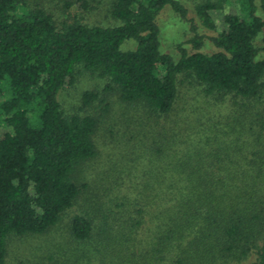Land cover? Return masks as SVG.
<instances>
[{
  "label": "trees",
  "instance_id": "trees-1",
  "mask_svg": "<svg viewBox=\"0 0 264 264\" xmlns=\"http://www.w3.org/2000/svg\"><path fill=\"white\" fill-rule=\"evenodd\" d=\"M236 2L164 53L182 0H0V264H264V0Z\"/></svg>",
  "mask_w": 264,
  "mask_h": 264
},
{
  "label": "rangeland",
  "instance_id": "rangeland-1",
  "mask_svg": "<svg viewBox=\"0 0 264 264\" xmlns=\"http://www.w3.org/2000/svg\"><path fill=\"white\" fill-rule=\"evenodd\" d=\"M55 2L57 0H54ZM183 3L186 2L189 6V20L193 21L191 24L189 20L183 21L176 15L173 10L166 6L164 10L160 13L158 17V25L160 26L161 30V51L167 53H176L177 52V45L183 44L188 50L192 48L189 40L193 38L194 33L191 30V26L194 25L199 30V34L205 37V42L209 45L210 38H212L215 33L204 28L200 21L198 20L197 16L195 15L194 11L192 10L194 7V0H182ZM101 12H92L90 15L84 17V12L79 11L78 7H73L69 11H61V8L54 6V11L52 12L55 19L58 22L65 20H73L76 16L78 18L84 19L87 23L103 25V26H112L116 24V21L111 18L109 14H107L105 10ZM102 7V8H103ZM239 4L236 0H229V3L225 5L222 11L212 13L213 19L217 25L219 31L224 28V17L227 14H235L239 13ZM136 48V43L133 40L126 41L122 47V51H129ZM207 48H205L206 50ZM206 51H210L207 49ZM82 82L77 88V91H73L67 89L62 94V100L65 105V108L74 107L79 104V95L83 90L87 89H98L101 91L105 86V81H100L97 79H88L87 77H81ZM7 131V128L2 127L0 129V135H3Z\"/></svg>",
  "mask_w": 264,
  "mask_h": 264
}]
</instances>
